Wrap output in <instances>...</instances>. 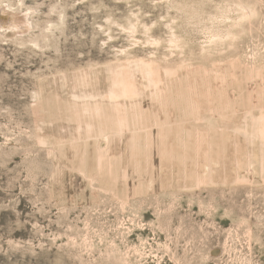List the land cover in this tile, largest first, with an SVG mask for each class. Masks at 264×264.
I'll return each mask as SVG.
<instances>
[{"label":"rangeland","instance_id":"1","mask_svg":"<svg viewBox=\"0 0 264 264\" xmlns=\"http://www.w3.org/2000/svg\"><path fill=\"white\" fill-rule=\"evenodd\" d=\"M0 264H264V0H0Z\"/></svg>","mask_w":264,"mask_h":264}]
</instances>
